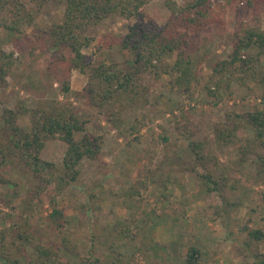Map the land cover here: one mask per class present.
<instances>
[{"label":"rangeland","instance_id":"rangeland-1","mask_svg":"<svg viewBox=\"0 0 264 264\" xmlns=\"http://www.w3.org/2000/svg\"><path fill=\"white\" fill-rule=\"evenodd\" d=\"M18 1L34 21L20 32L0 29V69H6L0 112L21 109L16 121L27 127L31 109L56 101L86 119L84 132L101 136L102 145L94 159L80 161L76 179L58 193L52 183L39 187L17 158L7 159L1 167L8 182L0 183V256L18 264H92L94 258L95 264H188L193 246L201 264H253L255 253L264 254V236L249 234L264 233V172L258 173L253 155L237 163L239 145L251 131L240 126L230 143L215 131L236 113L264 106V82L240 84L238 77L228 81L213 70L229 60L235 34L248 19L244 1L220 0L215 8L220 20L191 39L186 54L195 78L189 86L175 82L176 72H146L147 89L131 99L125 93L114 108L109 101L93 106L76 94L88 78L71 66L69 51L43 49L33 37L35 29L60 21L63 3L50 0L40 7L36 0ZM170 1L185 0H149L143 6L146 18L163 26ZM132 21L111 16L90 27L92 40L82 48L86 59L118 67L131 61L119 43ZM259 25L264 27V11ZM61 52L66 59L56 61ZM172 59L163 60L170 65ZM73 70L83 82L73 78ZM219 79V89L211 93L216 85L211 82ZM63 81L72 87L67 93ZM192 141L199 144L200 158L191 151ZM65 149L62 140L50 139L40 155L61 172ZM167 167L175 168L168 180ZM208 172L218 191L209 190L212 184L201 177ZM54 209L59 213L53 215ZM0 264H5L1 257Z\"/></svg>","mask_w":264,"mask_h":264},{"label":"trees","instance_id":"trees-1","mask_svg":"<svg viewBox=\"0 0 264 264\" xmlns=\"http://www.w3.org/2000/svg\"><path fill=\"white\" fill-rule=\"evenodd\" d=\"M50 0H36L40 7ZM63 3L62 17L58 23H53L47 29L37 28L33 37L38 39L37 45L43 49H67L71 66L86 74L88 80L80 92L76 94L88 98L93 106L104 103H114L125 93L130 99L147 89L142 81L143 74L160 70L176 72L175 82L185 87L194 80L192 73L194 63L186 54L191 39L201 32L203 27L220 20L216 6L220 0H185L178 4L168 2L169 15L163 26H159L151 18H146L143 6L149 0H54ZM246 22L240 25V31L235 34L232 52L229 60H222L214 65V72L220 73L228 81L233 76L237 82L244 84L247 79L255 84L264 82V27L259 25V19L264 11V0H243ZM117 16L122 19H132L127 25V32L120 38L119 46L129 52L131 61L118 67L113 63L106 65L104 61L93 64L82 52L92 37L87 30L101 20ZM34 21L32 12L18 0H0V29L20 32ZM40 31L41 33H37ZM35 45V47L37 46ZM175 54V55H174ZM174 55V57H172ZM56 61H64L65 55L56 53ZM172 59L170 65L163 59ZM2 65H0V68ZM157 69L159 71H157ZM6 69H0V80ZM92 78H96L93 82ZM222 80L211 82L215 90L219 89ZM62 92L69 91L67 82H62ZM211 85V84H210ZM210 85L208 90H210ZM142 96V95H141ZM143 98V96H142ZM21 109L4 108L0 112V183L8 182L1 172V167L9 157L17 158L25 168L36 176L41 188L45 184H54L61 192L64 186L76 179L79 163L83 158L94 159L100 153L102 137L84 132L86 119L78 117L70 109L56 101L41 102L31 109L29 125L20 126L18 120ZM29 112V111H28ZM234 121H225L221 127H216V135L223 138L224 143H230L240 126L251 131L244 143L239 145L238 164L243 165L247 158L254 156L258 173L264 172V106L244 114L236 113ZM83 132L80 137L76 134ZM59 139L66 144L62 157L63 170L58 172L52 161L41 157L40 153L47 140ZM163 141L168 137L163 136ZM191 151L198 152L199 144L190 142ZM248 156V157H247ZM181 157V155H179ZM167 164V161H165ZM164 177L171 179L174 167L164 168ZM209 190L218 191L217 181L208 172L201 175ZM222 203V207H225ZM59 211H53V215ZM255 239L262 238L264 233L259 229L249 232ZM248 244V242H246ZM245 247V246H244ZM186 256L188 264H201L197 261L198 249L191 246ZM5 264H18L17 260L0 256ZM253 264H264V254L255 253ZM96 262L97 259L94 258ZM92 261V264H95Z\"/></svg>","mask_w":264,"mask_h":264},{"label":"crops","instance_id":"crops-1","mask_svg":"<svg viewBox=\"0 0 264 264\" xmlns=\"http://www.w3.org/2000/svg\"><path fill=\"white\" fill-rule=\"evenodd\" d=\"M72 75H73V78L75 77L76 80L83 82V79H82L83 76L79 72H77L76 70H73ZM70 88H72V87H70ZM75 89H78V88H75Z\"/></svg>","mask_w":264,"mask_h":264}]
</instances>
